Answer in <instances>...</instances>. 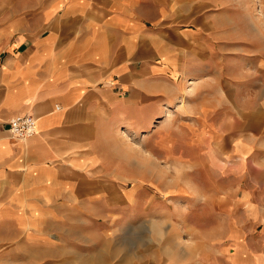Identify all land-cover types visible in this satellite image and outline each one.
<instances>
[{
  "label": "crops",
  "instance_id": "1",
  "mask_svg": "<svg viewBox=\"0 0 264 264\" xmlns=\"http://www.w3.org/2000/svg\"><path fill=\"white\" fill-rule=\"evenodd\" d=\"M6 1L0 264H68L81 258L86 238L44 227L83 225L73 211L87 210L90 199L111 207L106 195L132 194V114L161 112L177 78L214 63L218 21L232 24L231 0ZM26 114L36 134L14 139L8 122ZM255 223L257 234L226 236L228 264H264V216Z\"/></svg>",
  "mask_w": 264,
  "mask_h": 264
},
{
  "label": "rangeland",
  "instance_id": "2",
  "mask_svg": "<svg viewBox=\"0 0 264 264\" xmlns=\"http://www.w3.org/2000/svg\"><path fill=\"white\" fill-rule=\"evenodd\" d=\"M6 4L0 0V10ZM230 5L231 26L224 16L218 21L214 63L177 78L161 112L132 114V194L106 195L111 207L90 199L87 210L73 211V222L83 225L44 227L86 238L81 258L68 264H228V233H258L264 0Z\"/></svg>",
  "mask_w": 264,
  "mask_h": 264
},
{
  "label": "built area",
  "instance_id": "3",
  "mask_svg": "<svg viewBox=\"0 0 264 264\" xmlns=\"http://www.w3.org/2000/svg\"><path fill=\"white\" fill-rule=\"evenodd\" d=\"M8 131L13 138L25 140L36 134V121L31 115H17L8 122Z\"/></svg>",
  "mask_w": 264,
  "mask_h": 264
}]
</instances>
